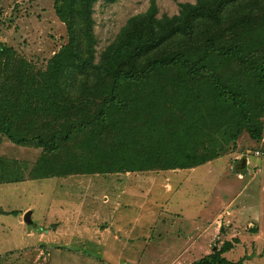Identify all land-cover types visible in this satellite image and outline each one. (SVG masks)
<instances>
[{
	"label": "trees",
	"instance_id": "trees-1",
	"mask_svg": "<svg viewBox=\"0 0 264 264\" xmlns=\"http://www.w3.org/2000/svg\"><path fill=\"white\" fill-rule=\"evenodd\" d=\"M52 1L67 42L43 69L0 43V146L41 150L28 179L194 169L244 130L264 139V0H196L160 18L152 0L97 63L94 7L118 0ZM11 177L0 184L25 180ZM233 248L191 264H245L226 259Z\"/></svg>",
	"mask_w": 264,
	"mask_h": 264
},
{
	"label": "rangeland",
	"instance_id": "rangeland-1",
	"mask_svg": "<svg viewBox=\"0 0 264 264\" xmlns=\"http://www.w3.org/2000/svg\"><path fill=\"white\" fill-rule=\"evenodd\" d=\"M151 1L118 0L113 4L100 1L95 5L96 63L102 52L116 40L127 20L144 13ZM154 1L160 18L178 14L179 3H195L196 0ZM66 42V28L55 14L52 0H0V43L13 48L18 57L30 62L35 70L43 69L48 59ZM261 121L264 126V115ZM40 154L41 150L14 145L3 137L0 160L4 171L0 169V181L16 174L28 179ZM170 162L176 160L168 158ZM166 163L165 160L154 167ZM79 177L61 180L56 191L49 186L54 179L1 185L0 203L14 211H22L28 204L34 206L31 219L35 226L31 230L38 237L41 205L48 204L53 196L52 216L49 217V222L53 223L57 210L63 220H66L64 215L69 214L59 203L62 196L65 199L70 195H86L87 198L79 202L81 213L78 218L86 226L85 230L102 228L115 216L117 224L113 232L125 226L129 234H119L120 241L116 242L104 241L110 236L113 239L115 234H72L71 230H62L58 236L42 235L44 240L33 245V239L26 235L27 225H19L16 215H2L0 224L7 232L0 235V264H69L73 262L70 259L74 254L81 256L77 264H170V252L164 249L174 243L183 246L188 241L198 242V245L192 247L189 256L172 264H191L227 241L234 245L224 254L229 261L243 259L245 264H264V139L255 142L245 130L237 139L235 151L197 168L129 173V183L134 180L136 183L126 188L122 199L126 207L115 213L110 208L107 213L101 211L93 215L89 199L91 195L102 196L106 184L102 186L104 181L94 184L87 180L90 178ZM112 178L105 177L107 180ZM87 182L89 185L83 190L85 186H80ZM95 207H101V204H95ZM199 213L201 217H198ZM153 247H157V251H153ZM15 248L25 249L9 251ZM150 255L155 259L151 261Z\"/></svg>",
	"mask_w": 264,
	"mask_h": 264
},
{
	"label": "crops",
	"instance_id": "crops-1",
	"mask_svg": "<svg viewBox=\"0 0 264 264\" xmlns=\"http://www.w3.org/2000/svg\"><path fill=\"white\" fill-rule=\"evenodd\" d=\"M170 171L175 172V171H179V170H170ZM110 176H112L114 178H112L110 180L105 179V177H110ZM105 177L102 178V176H100V175L82 176V178H90L87 180L91 181V183L95 182L94 184H96L97 182L100 183L101 181H104V182H102V186H104L106 184V188H110V190H108V191L105 188V191L102 192V196L91 195V197H90L91 199H89V201L92 203V208L90 210H91V213L93 215H96V214L100 213L101 211L107 213L111 209L115 213V211L121 209L122 207H124V206L126 207V204H124V202L122 201L123 197L126 195V188L132 187V185H135V183H136V180H134L133 183H129V180H128L129 173H127V174H108V175H105ZM75 178H80V177L74 175V176H69V177H65V178L64 177H54V178L37 179V180L25 179L23 181L14 182V183L17 184V183H27L30 181H41V180L45 181V180L54 179L53 181L49 182V184H50L49 186L51 187L52 190L56 191V189L59 188V185L61 186V180L66 181V180L75 179ZM8 184H13V183H4V184H0V186L1 185L4 186V185H8ZM86 185H89V183L87 182V184H83L80 187L85 186L83 190H86L87 189ZM166 189L171 190V187L166 186ZM81 191H82V189H81ZM112 193H115V195L113 194L114 197L111 199ZM53 194H54V192H53ZM52 197L50 198L48 204L44 203V205H41V208L39 209L42 220H41V223H39L40 225L37 227L38 228L37 229L38 237H36L35 232H33L31 229L28 228V233L26 235H27L28 239H30V238L33 239V245H35L36 241L38 243H40L41 241L44 240V238H42V235L58 236V235L62 234V230H67V231L71 230L72 234H78V233L81 234L83 232H85L87 235L90 234V235H100V236H108V235L115 234V237L113 239H110L111 238V236H110L109 238L107 237L104 241L114 240L116 242L120 241L119 234H121V233L129 234V230H127V227H125V226L121 230L118 229L116 233L113 232V228L117 224V221H116L117 218H115V216L110 219L111 220L110 223L106 222L105 225L102 226V228L97 227L95 229H90V231L85 230L86 226H83L81 219L79 220L78 218H79L80 213H81V206L79 205V202L80 203L83 202L85 200V198H87L86 195H83V196H81V195H70V196H67V198H65V199H63V196H62L60 198L59 203H61V205H62L61 208L62 207L64 209L67 208V210H65V211H66V213L69 212V214H65L64 217L66 218V220H63L60 212L57 210L54 214L55 215L53 218L54 222L50 223L49 217L52 216V214H51ZM68 204H70V206H69L70 208L68 207ZM95 204H101V207H95ZM34 209H35L34 206L28 204L22 211L21 210L14 211V210H10L8 207L2 206V204L0 203V216H2V215H16L18 217V220H19L18 224L19 225L24 224L26 226V224L24 223V216L28 211H31V213H32L31 218H32L33 213H34ZM61 212H63V211H61ZM201 216H202V214L199 213L198 217H201ZM26 227H28V226H26ZM88 228H90V227H88ZM81 229L83 231H81ZM220 229H221V227H220ZM6 232H7V229H4V226L0 224V235L4 236V234ZM116 236H119V237H116ZM121 239H125V238H121ZM99 240H102V239L99 238ZM184 243H183V246H180L179 244L174 243L173 245H168L167 248H165V249L163 248L164 250L170 252L169 259H168V262L170 261V264L174 263L175 261H179L182 257L189 256L191 253L192 247H196L198 245V242H189L188 241V242H184ZM147 246H149V245H147ZM43 247H44V245H43ZM197 248L199 249V247H197ZM19 249L24 250L25 248H15L14 250H9V251L10 252L11 251H19ZM68 250H71V249L68 248ZM153 251H157V247H155L153 249ZM42 255H43V253H42V251H40V256H42ZM48 256H51V254L48 253ZM80 257L81 256H79L78 254H74L70 259L73 262H70L69 264H77L76 261H78V259ZM141 257H143V255ZM152 257L153 256H151V261H152V259H155L154 257L153 258ZM138 261H140V260H138ZM78 264H83V263H78Z\"/></svg>",
	"mask_w": 264,
	"mask_h": 264
},
{
	"label": "water",
	"instance_id": "water-1",
	"mask_svg": "<svg viewBox=\"0 0 264 264\" xmlns=\"http://www.w3.org/2000/svg\"><path fill=\"white\" fill-rule=\"evenodd\" d=\"M31 214V211H28L24 216V223L28 226L29 229H32L35 226V224L32 222Z\"/></svg>",
	"mask_w": 264,
	"mask_h": 264
}]
</instances>
